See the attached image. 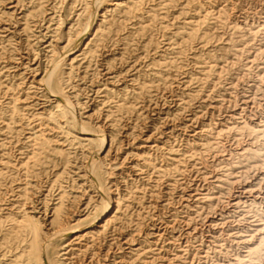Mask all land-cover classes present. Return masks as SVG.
<instances>
[{
  "label": "rangeland",
  "instance_id": "1",
  "mask_svg": "<svg viewBox=\"0 0 264 264\" xmlns=\"http://www.w3.org/2000/svg\"><path fill=\"white\" fill-rule=\"evenodd\" d=\"M26 213L54 264H264V0H0V264Z\"/></svg>",
  "mask_w": 264,
  "mask_h": 264
},
{
  "label": "bare ground",
  "instance_id": "2",
  "mask_svg": "<svg viewBox=\"0 0 264 264\" xmlns=\"http://www.w3.org/2000/svg\"><path fill=\"white\" fill-rule=\"evenodd\" d=\"M115 5H119V3H117V4L115 3ZM92 18L93 17L90 16V23L88 25V28L90 26H92V23H93V19ZM53 62H55L56 64L54 65L55 67H54V69L51 72L48 70L49 73L47 75L46 85H47V88H48L49 91L55 93L59 97V99L62 100L63 94H62L61 89H60V85H59V81H58L59 74H58V71H57L59 66H60V62H62V61H61V58H58V60L53 61ZM65 101H68V100H65ZM63 105L64 106H63V108L61 110V112L63 114L71 112V110H70L71 105H70L69 102H67V103L64 102ZM58 106L62 107L61 105H58ZM104 141H105L104 136L103 135L100 136L99 139H98V142L100 143V145H103ZM100 168L101 167L99 165H97V163H95V162L91 163L90 168H89L90 172L93 175L94 182L97 183L98 185H99V182H100L99 181L100 180L99 179V176H100L99 170H100ZM101 202H102V206H103V212L101 213V215H100L99 219L97 220V222L105 221L106 218H107V214H108V212L110 210L109 198H108V196L106 194L103 195V199H102ZM58 211H59V209H55L54 210L55 218L58 215ZM23 223H24L26 231L30 235L29 243H28V245L26 247V251H25L26 264H29V263L30 264H54L52 262V260L50 259V256H49V253H48V250H47L48 246H46L45 243L42 244L40 239H39L40 228H39V225H38L36 219H34L32 216H30V215H28L26 213L25 216L23 217ZM95 225L96 224H95L94 221L92 223H90V225L87 227L89 232H91L93 230V227ZM73 229L74 228H66L65 230H63L60 233V235L61 236H64V235H68L69 236L71 234H74L75 232L73 231ZM42 253H44V257L42 256Z\"/></svg>",
  "mask_w": 264,
  "mask_h": 264
}]
</instances>
